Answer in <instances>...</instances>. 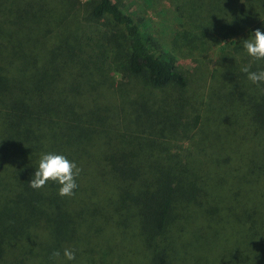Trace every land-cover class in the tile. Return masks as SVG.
Wrapping results in <instances>:
<instances>
[{"label": "trees", "instance_id": "16d2710c", "mask_svg": "<svg viewBox=\"0 0 264 264\" xmlns=\"http://www.w3.org/2000/svg\"><path fill=\"white\" fill-rule=\"evenodd\" d=\"M171 1L187 42L238 36L218 71L217 111H229L233 139L222 137L252 149L212 157L214 187L205 166L176 157L187 132L208 121L185 111L186 98L141 101L121 131L112 126L118 115L92 94L112 66L154 88L186 86L176 57L152 51L116 0H0V264H75L70 247L82 232L102 238L107 255L132 236L143 253L134 264H264V0ZM137 121L142 133L130 127ZM210 146L222 152L221 137ZM211 189L240 207L238 238L218 259L206 239L189 254L180 234L197 208L215 213L204 199Z\"/></svg>", "mask_w": 264, "mask_h": 264}, {"label": "rangeland", "instance_id": "374dc122", "mask_svg": "<svg viewBox=\"0 0 264 264\" xmlns=\"http://www.w3.org/2000/svg\"><path fill=\"white\" fill-rule=\"evenodd\" d=\"M116 1L131 15L142 31L150 36L148 44L152 51L155 53L166 52L176 57L179 70L185 76L186 86L179 91L171 88H154L147 84L142 76L113 72L112 66V75L107 79L110 82L107 85L94 88L93 96L101 106L107 105L116 112L118 118L115 117L116 120H112L111 124L120 131L121 127L126 125L127 119L124 118L134 117L135 111L132 112V110L135 107L133 105L141 101H147L146 105L154 108L156 107V101L168 98L170 94L171 98H186L189 106H185V111L189 113L195 111L202 118L208 117V121H204V124H202L201 119V123L197 127L187 132L186 138L182 140L181 149H176V157L188 154L186 157L192 165L196 166L200 163L205 166L210 171L207 179L211 177L208 185L217 187L220 176L213 171L218 170L219 173L221 172L219 166L214 165L213 161L215 160L212 157L235 159L240 153L245 152L243 150L245 147L248 146V151L252 149L249 145L251 142L237 147L233 142L226 141V139H233V136L227 133L226 116H229V111L225 110L221 113L217 111L221 106L223 99L221 96L224 93V89L219 86L220 76L218 71L221 69V65H224L226 60L229 59V55L232 54L235 42H239L238 36L221 39L219 44H215L206 38L202 44L200 43L201 45L198 44L197 40L187 42L181 35V31L185 26L182 25V20L175 10V4L171 0ZM78 14L80 18V13ZM212 113L213 117H211ZM130 127L132 131L143 132L138 121L135 123L130 122ZM224 133L227 134L226 139L222 137ZM238 133L239 131L236 132V135ZM216 136L221 137L222 152H217L210 146ZM234 148H237L238 151L234 152ZM43 158L47 159L48 157L46 155L38 157L39 160H43ZM48 160L51 161L50 158ZM246 188L249 191L254 189L249 186H246ZM208 193L204 196V199L206 200L210 195L209 206L216 208L215 213L211 215L208 209L207 213H204L205 210L197 208L194 213L196 218L193 219L192 228L185 229L180 234L187 238V244L193 247V253L189 254L194 255L201 251L197 246L205 244L206 239L213 249V255L216 254L218 259L219 254L224 250V246L232 247L238 238V228H232L231 225L233 222H235V225L238 223L234 213H238L240 207L239 205L235 206L236 209L233 212V201L228 199L229 195L227 193L223 192L222 198H219L218 192H213L212 189ZM247 204L246 208L248 209L253 203L246 202ZM215 214L216 216L213 217ZM81 229H84V226ZM82 234L79 242L70 247L73 254L80 256L78 261L74 262L75 264H91L89 259L96 256L108 258L109 264H131L143 261L141 248L130 232H128V235L131 236L133 242L130 239L123 241V244L118 247H112L113 252L109 255L104 253L102 238V245H100L99 241H96L90 235L89 238H84L86 232H82ZM99 235L100 237H106L103 232ZM118 239L117 236L114 240L118 241ZM66 258L74 260L69 256H66Z\"/></svg>", "mask_w": 264, "mask_h": 264}]
</instances>
